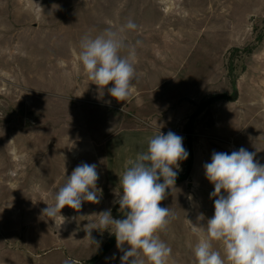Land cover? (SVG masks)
Instances as JSON below:
<instances>
[{
    "label": "rangeland",
    "instance_id": "obj_1",
    "mask_svg": "<svg viewBox=\"0 0 264 264\" xmlns=\"http://www.w3.org/2000/svg\"><path fill=\"white\" fill-rule=\"evenodd\" d=\"M34 2L43 11L31 0H0V264L102 261L115 236L93 229L90 238L84 226L98 225L96 214L108 209L123 218L115 202L119 176L159 130L181 136L189 153L160 202L174 218L159 237L172 249L167 264H197L198 238L188 220L204 226L213 217L214 187L188 180L194 145L214 127L213 106L239 112L240 148L264 165V0ZM129 20L137 28L122 35L129 45L140 41L136 87L117 101L107 91L111 83L101 94L88 80L76 52L85 35L119 30ZM170 106L176 113L166 115ZM81 163L97 165L100 202H83L79 212L65 206L58 228L63 217L42 210ZM213 249L223 257L221 243ZM122 254L116 249L105 264Z\"/></svg>",
    "mask_w": 264,
    "mask_h": 264
},
{
    "label": "clouds",
    "instance_id": "obj_2",
    "mask_svg": "<svg viewBox=\"0 0 264 264\" xmlns=\"http://www.w3.org/2000/svg\"><path fill=\"white\" fill-rule=\"evenodd\" d=\"M31 5L33 10L43 11L34 0ZM136 28L129 20L119 30L106 28L95 37L85 35L76 52L88 80L101 94L111 83L107 91L117 101L128 100L135 91L136 45L140 41L129 45L122 33ZM125 51L127 54L121 55ZM188 155L183 138L172 131L163 134L159 130L148 138L146 151L127 160L119 176L121 192L115 202L123 218L114 219L111 209L96 214L98 225L89 222L84 226L87 237L91 238L93 229L108 230L116 238L117 249L124 253L121 264H167L172 249L159 233L167 228L174 214L160 202L166 198V190L175 185L179 162L187 160ZM255 156V152L243 147L231 154L214 151L211 162L203 165L206 179L214 185L210 193L214 215L204 226L187 219L198 238L193 248L197 264H264V165ZM98 179L96 164H79L55 193L54 204L42 210L43 215L55 220L63 217L60 213L65 206L79 212L83 202L98 204ZM198 219L203 220V215ZM65 221L63 217L58 228ZM214 241L222 244L223 257L213 249ZM125 244L129 246L127 250L123 248ZM64 264L76 262L65 260Z\"/></svg>",
    "mask_w": 264,
    "mask_h": 264
},
{
    "label": "crops",
    "instance_id": "obj_3",
    "mask_svg": "<svg viewBox=\"0 0 264 264\" xmlns=\"http://www.w3.org/2000/svg\"><path fill=\"white\" fill-rule=\"evenodd\" d=\"M169 80L170 79L164 80L161 85H164ZM175 110H176V107L172 108V106H170L169 112L167 111L168 113L166 115L170 113L175 114L176 113ZM211 112L214 113V127L208 130L209 134L207 136L200 139L202 142L196 143L194 145L193 164H192V168L190 171V180H188V183L191 184V187H197L199 184H201V182L209 183L208 185L209 187H214V185H212L206 179L205 171L203 167L205 163L211 162V156H212L211 151L212 150H215L216 152H227L228 154H231L233 150L238 151L240 149V114L239 112L237 114H233L231 111L229 112L228 108L224 106L219 107L218 105L213 106L211 109ZM221 113H224V114L221 115ZM153 125L155 127L157 126V123L154 122ZM116 249H117V246L112 248L109 254L105 256L104 259L100 261L98 264H105L106 259L111 257L113 253H115ZM188 249H190L189 252H192L190 247ZM173 263L174 264H196L193 260L192 261L183 260L179 262L175 261ZM109 264H121V260L111 261L109 262Z\"/></svg>",
    "mask_w": 264,
    "mask_h": 264
}]
</instances>
